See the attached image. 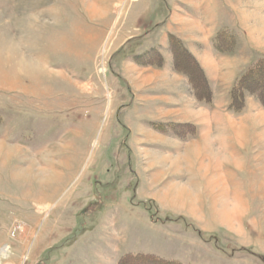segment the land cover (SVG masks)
<instances>
[{
	"label": "rangeland",
	"instance_id": "374dc122",
	"mask_svg": "<svg viewBox=\"0 0 264 264\" xmlns=\"http://www.w3.org/2000/svg\"><path fill=\"white\" fill-rule=\"evenodd\" d=\"M0 264H264V0H0Z\"/></svg>",
	"mask_w": 264,
	"mask_h": 264
},
{
	"label": "bare ground",
	"instance_id": "6f19581e",
	"mask_svg": "<svg viewBox=\"0 0 264 264\" xmlns=\"http://www.w3.org/2000/svg\"><path fill=\"white\" fill-rule=\"evenodd\" d=\"M204 61H205V62H207V61L209 62V60H206L205 58H204ZM208 62H207V64H209ZM239 133H240V132H239ZM57 176H58V175H57ZM216 179H217V177H216ZM209 180H210V179H209ZM212 180H213V178H212ZM209 183H210V182H209ZM212 186H213V185H212ZM175 188H176V187H175ZM179 190H180V191H177V190L174 191V189H173V191H174V193H173V197H174V199H175L176 197L178 198L179 196H183V193H184L183 190H182V189H179ZM220 193H221V192H220ZM224 197H225V196H224ZM225 202H226V201H225ZM225 205H226V204H225ZM227 205H228V204H227ZM228 208H229V207H228ZM222 209H223V208H222ZM225 209H226V207H225L223 210H225ZM221 212H222V211H221ZM228 213H230V211H229ZM223 214H224V213H223ZM231 214H232V213H231ZM228 215H229V214H228ZM228 215H227V216H228ZM230 218H231V217H230ZM4 250H5V249H4Z\"/></svg>",
	"mask_w": 264,
	"mask_h": 264
},
{
	"label": "crops",
	"instance_id": "0c3cea01",
	"mask_svg": "<svg viewBox=\"0 0 264 264\" xmlns=\"http://www.w3.org/2000/svg\"><path fill=\"white\" fill-rule=\"evenodd\" d=\"M205 62V61H204ZM205 65L210 69V67H209V64H207V62H205ZM203 138L205 137L204 135L202 136ZM204 140H205V138H204ZM206 141V140H205ZM205 145V144H204Z\"/></svg>",
	"mask_w": 264,
	"mask_h": 264
}]
</instances>
